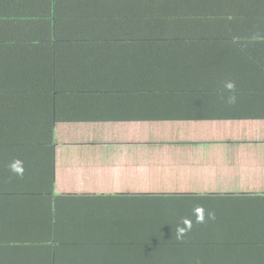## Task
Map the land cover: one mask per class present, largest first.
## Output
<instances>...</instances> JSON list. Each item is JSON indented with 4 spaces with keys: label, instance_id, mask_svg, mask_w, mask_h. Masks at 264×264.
I'll use <instances>...</instances> for the list:
<instances>
[{
    "label": "trees",
    "instance_id": "trees-1",
    "mask_svg": "<svg viewBox=\"0 0 264 264\" xmlns=\"http://www.w3.org/2000/svg\"><path fill=\"white\" fill-rule=\"evenodd\" d=\"M208 42H225L219 56L257 49L249 68L264 70V0H0V264H264V195L142 197L135 213L116 207L118 218L98 214L91 222L83 213L65 216L62 202L73 197L54 193L56 124L112 120L103 107L124 84L131 90L117 96L140 100V120H264L260 107L220 106L228 102L226 81L236 84L237 100L264 89L248 75L205 78L197 58ZM106 70L132 78L99 91L85 83ZM16 159L22 177L9 168ZM41 200L46 209L35 204ZM200 210L215 219L197 223ZM185 221L191 229L177 240ZM94 223L110 235L107 246L77 240ZM3 226L17 230L14 242Z\"/></svg>",
    "mask_w": 264,
    "mask_h": 264
},
{
    "label": "crops",
    "instance_id": "crops-1",
    "mask_svg": "<svg viewBox=\"0 0 264 264\" xmlns=\"http://www.w3.org/2000/svg\"><path fill=\"white\" fill-rule=\"evenodd\" d=\"M224 43L209 46L208 42L199 47L197 60L201 55L205 67L201 74L205 78L223 80L248 75L249 80L257 81L264 89V70L257 69L254 73L249 68L257 60L253 55L258 50L246 46L250 51L240 58L219 56V52L229 49ZM213 48L217 51H212ZM260 56L258 60L264 63V54ZM182 58L193 63L189 58ZM132 65L136 67L134 59L132 64L129 62L128 72L135 78L138 70L134 71ZM90 74L85 83L98 91L99 88L104 90V83L107 87L111 79L132 78H126L117 70ZM129 90L124 84L118 92ZM119 93L103 107L105 112H111L109 119L112 120L59 122L55 126L54 193L58 197H73L69 203L61 201L66 207L65 216L72 219L83 213L84 218L90 220L98 214L118 218L116 207H132L135 213L142 204V197L156 195H264V120H140V100L124 94L119 97ZM243 94L238 93L241 99L235 104L224 102L220 106L243 111L264 109V93ZM93 108L102 106L93 104ZM44 169L40 172L46 174ZM97 196H120L124 200L123 204L112 205L98 200ZM35 204L38 208L48 207L42 200ZM105 206H109V210H105ZM0 215L5 216L2 204ZM94 224L96 226L88 224L90 231L85 232L86 240L80 238L82 233L75 232L77 240L100 241L102 246H107L110 235L98 223ZM3 228L7 235L10 230L14 242L13 234L17 230ZM7 257L12 263L13 256Z\"/></svg>",
    "mask_w": 264,
    "mask_h": 264
},
{
    "label": "clouds",
    "instance_id": "clouds-1",
    "mask_svg": "<svg viewBox=\"0 0 264 264\" xmlns=\"http://www.w3.org/2000/svg\"><path fill=\"white\" fill-rule=\"evenodd\" d=\"M224 90L229 93L227 100L229 104H235L237 102V95H236V84L229 80L226 81L223 85ZM9 168L11 172L17 176L22 177L25 173V167L24 162L22 160L16 159L14 160L10 165ZM215 219V213L214 212H205L203 210H200L197 215V223H206L208 220H214ZM191 229V224H189L187 221H185L184 227H178L176 229L175 238L177 240L183 239V237L186 235V231Z\"/></svg>",
    "mask_w": 264,
    "mask_h": 264
}]
</instances>
